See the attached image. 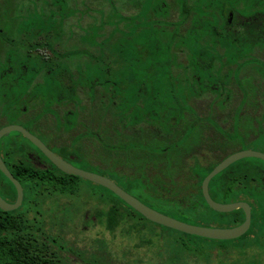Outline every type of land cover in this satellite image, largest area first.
Here are the masks:
<instances>
[{
  "label": "rangeland",
  "instance_id": "1",
  "mask_svg": "<svg viewBox=\"0 0 264 264\" xmlns=\"http://www.w3.org/2000/svg\"><path fill=\"white\" fill-rule=\"evenodd\" d=\"M207 1L201 0L204 6L207 5ZM219 1L224 2L225 0H217V2ZM251 1L253 0H232L229 7L235 8L241 13L244 11L249 13ZM182 2L184 1L0 0V23L2 24H5L1 15L4 9H13L14 7H18V11H24L22 13L33 12L36 8V10H41L44 15H47L48 12L57 14L56 18L42 17L44 15L23 18L20 15V18H8L9 21L7 19L10 26L17 27L19 24H23L12 38L25 44L10 41L8 49H6L7 44L2 43L0 50H3V53L7 51L5 54L10 56L13 54L10 57L13 59L15 57V63H13L15 65L12 69L17 70L20 67L22 73L18 75L25 77H18V75L10 77L11 70L9 68L0 70V116H5L0 127L24 126L54 153L71 162L76 168L105 176L144 204L159 209L152 205L149 196L141 186L140 177L143 173L139 172L140 167L137 160L134 159L133 163L140 177L134 173V170L132 172L128 170L127 173L125 166L117 165L115 167L114 163L108 161V154H116L119 162L122 161V157L119 155L120 146L117 145V149L114 150L110 149V153L109 149L105 148L109 139L104 140V137H101V144L97 132H94L98 127L99 118L97 115L100 110L104 114L111 110L107 108L113 107L112 109L117 113H125L128 108L131 110L135 103L139 106L144 103L145 107H134L132 117L137 120L142 118L141 115H146V118L144 121L136 122L134 126L143 124L145 127H153L158 130L159 137L164 138L161 141L154 138L151 139V142L161 143L165 148L167 146L166 136L172 135L170 134L171 129L181 126V123L186 120H179L177 115L168 119H165L164 116L183 113L184 108L188 107L190 99L193 100L194 97L199 96L202 101L209 99L212 91L208 87L216 85V81H222L220 89H224L225 83L234 81L237 84L243 83L250 91H253L252 78L245 76L240 78L237 71L240 67L238 63L247 56L246 50L243 48L239 53H236L233 46L229 48V45L225 43L226 34L223 38L219 35L215 36L214 30L223 34L222 30L216 29L215 21H210L209 24L205 20L198 21L195 31L191 28L183 29L180 26L182 19L179 8ZM262 2L264 3V0ZM131 6L137 8V15L130 19L122 18L126 13L131 12ZM160 6L163 7V10L159 9ZM217 7H221V4ZM86 19L88 23L83 22ZM119 23H121L120 26H118ZM28 28L35 29L36 38H40V44L36 47L40 48V51H32L28 46L30 43L26 42L25 37L20 34ZM171 38H176L172 46L167 45L171 44L169 43ZM68 39H72L69 45L66 41ZM156 39L158 42H155ZM47 44L53 45L59 51L51 52V47L46 48ZM156 47L160 49L158 58L153 57ZM170 47H172L171 57L168 52ZM221 48L222 52H220ZM180 50L185 51L183 56L173 57L178 55ZM203 52H205V56H201ZM187 54L189 56L194 54L195 58L188 59L183 63L181 59L185 60ZM52 61L56 67L53 66ZM248 63L252 64L254 74L264 75L262 61H244L247 66ZM52 67L56 69L55 79L49 72ZM64 73H66L67 79L58 82L60 75ZM38 75L44 81L42 84H37L35 81ZM198 77L202 84H199ZM60 79L62 78L60 77ZM69 79L71 82L66 83ZM204 84L206 85L204 86ZM68 85L72 87L69 93L65 91ZM235 89L237 90L236 86ZM94 94L96 97L99 94L98 100L101 109L97 110V115L93 116L88 112L85 119V122L94 131L88 129L87 126L84 131L83 129L78 130L83 132L67 139L65 144L53 143L52 139L58 137L61 132H66L80 124L78 118L87 111L81 105L82 97L86 96L90 102H93L96 101ZM27 96L33 97V99L37 98L42 107L46 106L44 103L70 105L67 107V111L71 114L62 122L57 116L58 120L49 133L36 129L32 123L33 120H29L30 117L17 119L19 118L16 114L17 111L19 113L24 108L33 109L32 102L26 101ZM114 96L119 97L116 107L113 105ZM86 98L84 101H87ZM94 105L96 106V103ZM40 113L42 114V111ZM191 117L197 128L193 132L192 142L199 144L201 132L198 127L200 124L211 123V121L208 118L200 119L199 115ZM118 123L122 125L119 119ZM109 125L110 123L106 122L104 127H109ZM131 125L133 124H130V127ZM213 126L217 127L224 136L227 135V132L219 129L220 126H216L214 123ZM251 128L250 122L243 129V131H254V137L247 140L237 134L238 130L234 129L231 132L232 138L236 139L233 148L236 151H254L264 154V134ZM10 135L17 136L16 133ZM141 136L146 138L144 134ZM80 147L86 152L80 153ZM30 148L32 152L37 153L35 148L31 146ZM96 159H100L98 164ZM248 161L253 163L252 160ZM149 167L151 170L154 169L153 165ZM150 174L153 175L154 172ZM150 174L148 172V175ZM82 183L86 195L84 194L85 196L81 198V202L85 205H80L76 211L70 212L71 219L68 223L74 230L69 231L65 228V239L78 251L80 248L91 246L94 239L105 237L110 243L111 251L117 255L118 259H123L122 253L125 250L132 251L133 244L122 238L119 232L111 235L95 220L91 222V219L94 218L92 214L97 209L98 203L95 199L87 197L89 196L87 191L93 190L94 187L86 182ZM70 203L69 200L64 199L56 203V210L63 213V210L67 209L66 205ZM89 213H91L90 223L87 224L85 221ZM56 230H58L57 227ZM154 253L155 250L152 252L143 248L139 255H135L140 258L142 264H156Z\"/></svg>",
  "mask_w": 264,
  "mask_h": 264
},
{
  "label": "trees",
  "instance_id": "2",
  "mask_svg": "<svg viewBox=\"0 0 264 264\" xmlns=\"http://www.w3.org/2000/svg\"><path fill=\"white\" fill-rule=\"evenodd\" d=\"M219 2L208 0L206 6L201 0L182 2L179 7L182 24L188 22V28L193 31L197 30V22L201 20L207 21L208 24L210 21H215L216 29L229 26L227 14L230 11L236 12L237 9L229 7L230 2ZM220 4L221 7H217ZM249 6L250 11L264 12L262 0H253ZM159 9L163 10V7L160 6ZM130 17L132 18V16L122 18L130 19ZM120 25L121 23L118 24ZM257 27L263 29L264 25L258 24ZM214 32L215 36L219 35L222 38L226 33L223 31L222 34L215 30ZM249 35L252 46H255L262 43L264 38L260 37L264 36V30L257 31L253 27ZM175 41L176 38H171L169 40L171 44L167 45L172 46ZM155 42H158V39ZM225 43L230 48L231 43H240V39L239 37L236 40L230 39L226 34ZM180 51L173 57H182L185 51ZM222 51L221 48L220 52ZM158 52L160 49L154 48V58L159 57ZM168 52L171 57L172 47ZM205 55V52L201 54V56ZM194 58V54L186 55V59ZM94 98L97 100L95 94ZM141 105L135 103L132 109L128 108L125 113L109 115L105 112L100 117L101 120L111 117L109 119L113 124L119 119L124 128L130 127V124L134 125L146 118V115H141L142 118L137 120L132 117L134 107H145L144 103ZM172 116L175 115H165L164 118L168 119ZM195 124L191 121L185 126L184 135L179 138L176 136V129H171L170 134L174 135L166 140L165 148L161 143H152L144 138L134 140L124 131L120 132L122 138L129 139H121L116 143L114 137L117 136V130L112 128L107 132L106 138L109 140L105 148L111 153L110 149L114 150L120 146L119 151L123 154L122 165L126 168L132 169L135 167L134 159L138 161L139 172L143 173L140 177L141 186L152 205L159 209L148 205L149 207L193 225L214 228L239 226L245 221V213L242 210L229 214L218 213L209 207L203 197L201 186L204 179L227 156L216 160L209 158L208 155L212 150L203 145L201 130L199 144L192 142L193 132L197 129ZM157 133L153 134L155 140L159 139ZM10 138L7 137L2 141L1 150L4 158L7 159L6 164L10 172L23 187L25 200L21 208L15 212L0 211L3 215L0 216V264H142L140 258L136 256L143 248L152 252L155 250L156 264H264V161L262 160H241L210 182V194L216 202L228 204L244 201L252 208V225L244 236L233 241H215L184 234L148 221L109 190L79 177L62 173L40 152L49 167L45 170L35 168L27 160L29 154L27 148L11 145ZM30 146L35 148L32 144ZM195 150L200 158L195 157V165L186 178L183 191L180 180L176 178V171L180 165L178 157L183 152L192 155ZM248 160H252L253 163ZM109 161L115 164L113 158ZM150 165L154 167L153 176H149L147 172ZM163 174L168 176V180L163 178ZM82 182L94 187L93 190L87 191L89 195L87 197L95 199L98 203L91 222L95 220L111 235L119 232L122 238L133 244L132 251L125 250L122 253L123 259H118L111 251L110 243L105 237L94 239L91 246L80 248L78 251L65 239L64 229L74 230L68 223L71 219L70 212L76 211L80 205H85L81 202V198L86 195ZM0 192L13 199L17 195L14 185L1 172ZM64 199L71 203L66 205L67 209L63 210V213H59L56 210V203ZM51 200L55 203L54 218L49 214V208H44L45 202ZM90 214L86 217L87 224L90 223ZM50 224L54 225L53 234L49 231Z\"/></svg>",
  "mask_w": 264,
  "mask_h": 264
},
{
  "label": "flooded vegetation",
  "instance_id": "3",
  "mask_svg": "<svg viewBox=\"0 0 264 264\" xmlns=\"http://www.w3.org/2000/svg\"><path fill=\"white\" fill-rule=\"evenodd\" d=\"M165 1L167 2V0H165ZM170 1L171 2H173V1H186V2H188V1H199V0H170ZM231 1L232 0H225L224 2H231ZM131 7H132L131 12L128 14L126 13L125 16L128 15V16L133 17V16L137 15V8H133V6H131ZM22 12H24V11H18V7H14L13 9L12 8L11 9H4V12L1 14L2 18L5 20L4 21L5 24L0 23V44L1 45H2V43L7 44L6 49H8L7 47L9 45L10 41L22 42L20 40L14 39L12 37L14 36V33L16 31H19V29L22 27L21 25H23V24H19V26H17V27H14L15 25L10 26L7 22L8 18L9 19L10 18H20V15L23 16V18H27L29 16H40L41 17L42 15H44L41 10H36V8L33 12H30V11H25L28 13H22ZM55 13L54 12H48L47 15H44L42 17L48 16L49 18H51V17L56 18L57 14H55ZM239 13H241V12H238V10H236V12H233V11L228 12L227 19L229 22V26H226V27L222 26L223 28H219V29L226 32L225 34H227V36H229L230 39L236 40L239 37L240 43H231V45L234 48L233 50L236 49V53H239L244 48L247 52V56L244 60H242V61H240V63H238V66H240L239 69H237L238 75L240 78H242L244 76L252 78V80H253V91H250L249 88H247V86L244 85L243 83L237 84V82H234V81H231L229 83H225L224 89H220V86L223 83H222V81L218 80V81H216V85L208 87L209 90L213 92V93L211 92V96L209 99H204L202 101L201 97H199V96L194 97L193 100L190 99L188 107L184 108L185 110L183 111V113L174 114L175 116L176 115L179 116V120H181V119L186 120V122L184 121L181 123V126H177V128H175L176 129L175 133H176L177 138H179V136L184 135V133H183L184 127L187 126V124L191 123L190 122V121H192L191 116H194V115L198 116L199 115L200 119L208 118V120L211 121V123L205 122L206 124H200V127H198V128H200V130L202 131V137L204 140L203 145L208 146V148H210L212 150L211 153L208 155V157L211 158L212 160H216L217 158H219V157L221 158L224 156H227L226 158H228L229 156H231L235 153L241 152V151H236L233 148V146L235 145L236 139L232 138L231 132H233L234 129L238 130L237 134L238 135L240 134V137L247 140L248 138L254 137L253 136L254 131H251V130L243 131V129L245 128V125H247V124L249 125V123L251 122L253 129H256L257 131L259 130L262 134H264V75L258 74V73L254 74V72L252 70V68H253L252 64L248 63L249 64L248 66L246 64H244V61H252V60L262 61L264 63V39H262L263 40L262 43H258L255 46H252V44H251L252 39H251V36L249 35L251 30L253 29V27H255V29H257V31L264 30V28L262 29L260 27H257L258 24L264 25V12H262V11H259V12L250 11L248 13V11L247 12L244 11L241 14H239ZM53 15H55V16H53ZM9 19H8V21H9ZM69 19H70V16L68 17V20ZM83 22L88 23V20L86 19V21H83ZM255 24H256V26H254ZM188 27H189V23L183 22L182 28L188 29ZM20 34L25 37L26 42L30 43L28 46H30V49H32V51H40V48H36L40 44L39 43L40 38L39 37L36 38L35 34L37 35V33H36L35 29L28 28V29H26L25 32L20 33ZM260 38H264V36H262ZM66 41L68 42V45H69V44H71L70 42L72 41V39H68ZM22 43L25 44L24 42H22ZM47 47H51V50H52L51 52L59 51L56 47H54L51 44L50 45L47 44L46 48ZM46 48H44V50H47ZM0 52H2V53H0V70H3V68L5 70H8V68H9L11 70L10 77H12L14 75H18L19 73H22V70L20 67L17 70L12 69V67L15 65V64H13V63H15L14 62L15 57H14V59L10 58V57L13 56V54H11V56H10L9 54H5L7 51H5L3 53V50L2 51L0 50ZM249 53H250V55H249ZM4 56L9 57V58L5 59ZM181 60H183V63H184L188 59H185V60L181 59ZM51 63L53 64V66L56 67V64L53 61ZM49 72L55 73L56 69L54 67H52L51 71H49ZM54 73L52 74L53 79L56 78L54 76ZM18 77L24 78L25 76L18 75ZM60 77L62 79H60ZM60 77H59L58 82L59 81H65V79H67L66 73L60 75ZM70 77L72 79L71 75H70ZM197 79H198L199 84H202V81L199 79V77ZM35 81L37 82V84H42L44 82L42 79H40V75H38L36 77ZM70 82H71V80L69 79V81L66 83H70ZM258 84H260V85H258ZM205 85L206 84H204V86ZM235 86L237 87V90L235 89ZM71 90H72V87L70 85H68V87L66 86L65 91H67V93H69ZM84 98H86V96L82 97L83 100L81 101V105H83L82 107L86 108L87 111L84 115H80V117L78 118V122L80 124L75 125L74 127L70 128V130H68L66 132H63V133L61 132L60 135H58V137H56V138L54 137L52 139L53 143L61 144V145L65 144L67 139H70L71 137L82 133L84 131V128L87 126H88V129H90L91 131H94L91 129L90 125L85 122L86 121L85 119L87 117L88 112H90V115L93 116L94 114L97 115V112H98L97 110L101 109V107L99 105V100H98L99 94H97V100L93 101V102H90L88 100V98H86L87 101H84ZM114 98H115V101H114L113 105H114V107H116L118 104V98L119 97L117 98L116 96H114ZM26 101L32 102L33 109L24 108L19 113L17 111L16 114H17V117H19L17 119L24 118V117H30L29 120L30 121L33 120L32 123H33L34 127H36V129L45 130L47 133H49L53 129L54 123H56V121L58 120L57 116L59 117V120L62 122L66 118H68V115L71 114L70 112L67 111V107L68 106L70 107V105L67 106L65 104V105L61 106V105H56L55 103H49V104L44 103L46 106L42 107L40 105V101L37 98L33 99V97H28V96L26 97ZM88 101H89V104H88ZM94 103H96V106L94 105ZM103 106H105L104 103H103ZM112 108L110 111H107L108 112L107 114L110 115V113H117ZM41 109H43V110H41ZM89 109H91L93 111H91ZM107 109H109V108H107ZM40 111H42V114L40 113ZM102 112L103 111L100 110L101 114H102ZM100 113L97 115L99 118L98 127L94 132H97V137L99 138V140H100L99 142L101 144H102L101 137L102 138L104 137V140H106L107 139L106 138L107 132H110L112 128L117 130V136L114 137V140L116 143H119V141L121 139H129V138H122V134H120L121 131H124L126 135H129V137L134 139V140L144 138L141 136L142 134H144L146 137L145 140H149V141H151V139L154 138L153 134L155 132H158V130H156L155 128L145 127L143 124H139L137 127L134 125H131V127H125L124 128V125L123 124L120 125L117 121H115L114 124L112 122H110L109 118H111V117H107V119L104 118L103 120H101V117H100L101 114ZM19 114H20V116H19ZM4 119H5V116H0V126L4 122L3 121ZM30 121H28V122H30ZM106 122H109L110 125H109V127L106 126V128H105L104 124ZM213 123L216 126H220L219 129H222V131L227 132V135L224 136L222 133H220L218 131L217 127L213 126ZM19 126H21V125H19ZM5 127H7V126L0 127V130L5 128ZM21 127H23L25 130H27L29 133H31L33 135V133L30 130H28L27 128H25L24 126H21ZM80 129H83V131L82 130L78 131ZM152 129H154V130H152ZM13 133H16L17 136H12L9 134L0 140V156L3 160V162L5 163V165L7 166V164H6L7 159H5L3 154H2L1 145H3L2 141L5 138L11 137L9 140V143L11 145H17V146H22V147L25 146L27 148V150L29 152L27 160L35 168H37L39 170L47 169L49 167V164L41 156L42 153L29 140H27L22 134L17 133V132H13ZM173 135L174 134L166 136L165 140L172 137ZM163 138L159 137L158 140H162ZM24 142H26L27 144ZM30 144H32L37 149V150L35 149L37 151V153L31 151ZM93 147H95V146L93 145ZM100 148H102V147L100 146ZM90 149H91V147H90ZM83 151L86 152V150H83V148L80 147L79 152L81 153ZM119 152H120L119 155L123 158V154L121 153V151H119ZM115 155L108 154V159L113 158L115 160V165H116L115 167H117V165L123 166L122 161L119 162L117 160L118 156H115ZM103 157H105V156L103 155ZM195 157H198L197 156V150L192 152V155L186 154L183 152L178 157L179 161H180V165L176 171L177 172L176 178H178V180H180V185L182 186L183 191L185 190L186 178L189 177L190 170L195 165ZM60 158H62V157H60ZM62 159H64V158H62ZM65 161H67V160H65ZM99 161H100V159H96L97 164L99 163ZM67 162L71 164V162H69V161H67ZM71 165H73V164H71ZM7 168H8V166H7ZM122 169H124V168H122ZM125 170L127 173H128V170H131V172L134 170V173L136 175H139L137 173L138 170L136 169V167H133L132 169L127 168ZM147 172H149V174H150L154 171H153V169L152 170L148 169ZM153 175L150 174L149 176H153ZM130 176H132V175H130ZM162 176L164 179L168 180L167 175L163 174ZM139 177H140V175H139ZM201 189H202V186H201ZM40 190H42V189H40ZM209 192H210V190H209ZM185 193L186 192H184V194ZM0 196L9 204H14L17 200V195H16V198L13 199L12 197L9 198V197L4 196L0 192ZM24 200H25V193H24V199H23L22 205L24 204ZM241 202H244V201H241ZM234 203H238V202H234ZM245 203L249 204L248 202H245ZM220 204H223V203H220ZM228 204H232V203H228ZM21 206L17 210H19L21 208ZM249 206H250V204H249ZM44 208H49V212H50L49 214L53 218L54 217L53 214L55 213L54 201L51 200V201L45 202ZM17 210H15V211H17ZM0 211H2V210H0ZM15 211H12V212H15ZM2 212H4V211H2ZM4 213H10V212H4ZM20 214L22 215V212H20ZM251 215H252V208H251ZM0 216H3V215L0 214ZM184 223H186V222H184ZM187 224H189V223H187ZM191 225H193V224H191ZM251 225H252V218H251ZM196 226H199V225H196ZM236 227H238V226H236ZM210 228H214V227H210ZM233 228H235V227H233ZM220 229H229V228H220ZM49 231L52 232V234L54 233V225L53 224H50Z\"/></svg>",
  "mask_w": 264,
  "mask_h": 264
},
{
  "label": "water",
  "instance_id": "4",
  "mask_svg": "<svg viewBox=\"0 0 264 264\" xmlns=\"http://www.w3.org/2000/svg\"><path fill=\"white\" fill-rule=\"evenodd\" d=\"M17 132L22 134L27 140H29L58 170L68 176L79 177L85 181L101 186L117 197H119L123 202H125L129 207L138 212L148 221L155 223L157 225L182 232L184 234H188L191 236H196L204 239L215 240V241H232L241 238L245 235L250 227H251V207L249 204L245 202H238L232 204H220L214 201L209 192V185L213 178L219 175L221 172L226 170L228 167L233 165L234 163L244 160V159H259L264 161V154L254 151H241L235 153L224 161H222L218 166H216L213 171L205 178L202 183V193L203 196L209 205V207L218 213L228 214L237 210H243L245 213V221L242 225L229 228V229H220V228H210L203 226H196L184 223L175 218L167 216L133 197L131 194L127 193L121 187H119L115 182L111 179L94 174L91 172H87L84 170H80L64 159L60 158L54 152H52L40 139L29 133L21 126H7L0 130V140L13 133ZM0 171L4 174V176L11 181L17 191V200L14 204L7 203L0 196V210L4 212H12L17 210L23 202L24 199V191L20 182L12 175L9 171L5 163L3 162L0 156Z\"/></svg>",
  "mask_w": 264,
  "mask_h": 264
}]
</instances>
